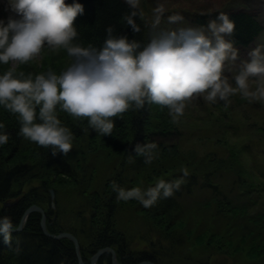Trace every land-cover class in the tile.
Masks as SVG:
<instances>
[{"label": "trees", "instance_id": "obj_1", "mask_svg": "<svg viewBox=\"0 0 264 264\" xmlns=\"http://www.w3.org/2000/svg\"><path fill=\"white\" fill-rule=\"evenodd\" d=\"M65 2L71 4L74 0ZM79 3L83 5L84 11L77 14L73 24L78 33L75 39L84 46L101 49L110 34L117 37L127 36L129 40L140 42L141 47L151 40L143 11L133 6L134 4H130L129 1L79 0ZM133 11L136 12L133 19L140 26L139 31H134L132 25L127 23L126 17ZM221 12L228 14L229 18L234 21L233 32L225 34V37L233 42L234 47L243 49L250 47L264 31V22L261 18L244 8L197 15L196 22L201 27H207L209 22L216 20ZM55 61L40 68L30 60L21 63L15 69V74L23 72L25 75L31 73L35 76L49 69L59 74L71 63L64 60ZM9 68H11L9 62L0 63V73ZM162 109H164L163 105L146 102L142 108L131 107L119 116L112 117L115 120L113 134L121 127L124 132L121 141H115L111 138L106 139L104 135L90 128L86 117H73L58 107V116L62 124L74 134L73 148L67 154L62 152L53 154L51 147L46 148L19 135L20 121L17 114L0 106V121L5 123L4 130L9 133L8 142L0 146V216L9 215L18 227L29 207L37 205L46 210L48 206L46 210L48 230L55 234L68 232L76 236L80 240L85 264H90V259L100 249L106 247L114 248L117 260L121 264H136L144 260L154 262L153 259L159 258V253L164 249L174 252L179 251L177 249L179 247L187 251L185 249L189 245L186 241L188 236L185 233H172V228L169 227L165 228L164 234L158 232L162 236L152 229L151 244L144 245L138 250L136 247L135 250L132 249L133 242L128 240L126 233L124 230L121 231L119 226V217L123 215L120 206L125 205L124 202L121 203L122 200L117 199V194L112 189L113 180L126 188L135 185L146 188L154 185L159 179L175 180L183 176L184 163H176L175 155L168 153L170 150L180 152L179 146L171 144L164 146L166 145L164 142L157 144L158 148L155 150L157 156L150 163L145 162L144 156L132 151L136 143L150 142L153 135L169 138L173 129L170 128L171 124L166 122L165 111L163 117ZM105 139L107 144L109 143L108 149L112 150L110 161L101 160L102 155L98 154V151L101 153L107 151L106 148H99V144ZM125 145H128L129 149L121 157V149H124ZM96 150L98 151L95 152ZM118 161L122 162L119 166L116 163ZM225 163L224 159L210 161L209 166L206 167L209 171L203 174H199L200 167L195 168V172H189L188 176L183 177L180 188L172 196L160 198L151 207H145L141 203L138 207H144L149 212L145 216L147 218L162 222L166 217L167 221H172L179 215L181 203L203 204L207 196L208 200L213 199L209 201L221 204L222 211L224 208L227 210L229 206L237 205V209L234 211L231 209V213L241 214V218L234 221L231 227L236 229L238 223L242 226L240 233L236 232L235 237L244 233L243 235L249 239L250 243L264 242V217L260 215L250 217L244 204L252 190L245 193V188H242L244 192H239V189L246 185L245 176L239 171L247 168L239 161L229 166ZM171 168H176V171L170 176L169 174L163 176L164 171ZM230 168L234 171V179L238 177V180L233 182L238 185L237 196L231 195L230 189L226 191L220 183V179L225 177V174L220 172L223 169L228 171ZM239 174L244 177L242 175L240 177ZM60 176H65L75 183L82 201L77 210L78 225L67 230H61L60 227L59 230L56 229L59 214L53 212L49 193V190L53 189L57 199V191L51 187L52 178ZM198 194H201L199 198H195ZM239 199H243V203ZM8 201L13 204L5 208L4 203ZM133 201L137 202L135 199L128 200L130 206L134 204L131 203ZM134 214L135 210L131 211L132 217ZM40 224L41 214L33 212L28 216L23 229L12 233L11 243H5L3 237H0V264H78L73 242L68 238L55 240L45 236ZM78 233L84 236L82 241ZM85 241L87 245L84 244ZM154 243L161 245L162 249L159 247V251L154 252L155 247H152ZM226 259L231 260L233 257L227 255ZM97 264H112L111 254L108 252L101 256Z\"/></svg>", "mask_w": 264, "mask_h": 264}, {"label": "clouds", "instance_id": "obj_2", "mask_svg": "<svg viewBox=\"0 0 264 264\" xmlns=\"http://www.w3.org/2000/svg\"><path fill=\"white\" fill-rule=\"evenodd\" d=\"M133 5V0H129ZM134 6V5H133ZM10 14L0 18V63H26L40 55L45 47L67 51L72 62L59 74L52 69L38 74H15V68L0 73V106L17 114L19 135L46 148L53 154H67L73 148V132L58 116V107L73 117H86L90 128L100 135L112 134L117 117L131 107L142 108L146 102L167 106L172 120L184 115L187 101L204 94L206 101L230 103L239 92L250 100H264V50L252 49L234 76L235 86L224 74L225 62L235 60L238 49L225 38L235 24L221 12L202 28L179 27L153 37L141 47L127 36L109 35L101 49L76 41L73 24L84 7L79 0H7ZM126 17L134 31L140 26ZM157 18V22H158ZM180 14L168 17L170 23L182 20ZM111 33V28L109 29ZM255 81L256 87H251ZM6 125L0 121V146L9 140ZM155 142L136 143L132 149L146 163L156 158ZM183 176L175 180L159 179L146 188H126L113 180L112 189L119 200L139 201L153 206L160 198L178 190ZM9 215L0 216V237L11 243L16 231Z\"/></svg>", "mask_w": 264, "mask_h": 264}, {"label": "rangeland", "instance_id": "obj_3", "mask_svg": "<svg viewBox=\"0 0 264 264\" xmlns=\"http://www.w3.org/2000/svg\"><path fill=\"white\" fill-rule=\"evenodd\" d=\"M133 4L143 11L151 39L165 31L188 26L202 28L210 34L208 26L201 27L196 22V16L227 9L244 8L256 14L264 22V0H133ZM9 14L7 0H0V18H6ZM173 14H180L183 19L170 23L168 17ZM157 18H159L158 22ZM256 47L264 50V31L250 47L245 49L235 47L238 49L237 58L225 62L224 74L234 86V76L240 71L243 61L250 59L249 53ZM66 56L69 55L64 49L55 52L45 47L42 53L31 62L40 68L55 60L72 62ZM9 63L10 67L15 69L21 64L12 61ZM64 66H66L65 63ZM62 68L61 65L60 69ZM251 87L253 89L256 87L254 80L251 82ZM161 111L163 117L164 111L167 114L166 122L171 124L169 125L173 130L168 139L153 135L150 142L156 144L164 142L166 144L164 146L168 144L179 146L180 152L170 150L168 153L175 155L176 163H184V167H187L189 172H195V168L198 167H200L199 174L208 172L209 169H206L209 166L208 163L215 159L226 160V166L236 164L237 161L241 162L247 169L238 170L245 177L242 174L239 176L242 175L245 178L246 185H243L239 192H244L242 188H245V193L252 190L251 195L249 194L245 199V207L250 217L257 215L264 217V100H250L237 92L230 97V103L222 100L211 103L205 100L204 94H196L187 101L184 115L178 121L172 120L167 106H164ZM115 132L104 136L106 139L121 141L124 135L122 127ZM106 139L101 141L99 148H106L107 151L101 153L96 150L95 152L98 151V154L102 155L101 160L110 161L112 150L108 149L109 143L107 144ZM128 149V145L121 149V157L127 153ZM116 163L118 166L122 164L120 161ZM226 170L223 169L220 172L225 174V177L220 179V183L226 191L230 189V194L234 196L238 191V185L233 182H236L238 177L234 179L233 169ZM174 171L176 168L164 171L163 176L168 174L170 176ZM52 180L51 187L56 189L58 194L57 199L56 197L54 199L55 209H53L54 213L59 214L56 229L59 230V227L61 230L72 229L78 225L77 210L82 204L77 186L65 176L54 177ZM200 195L198 194L195 198H199ZM205 199L206 202L204 201L203 204L181 203L179 215L172 221H167L165 217L162 222L145 217L149 212L144 207H138L139 201L131 202L134 204L130 206L128 201L120 200L125 206H120L123 215L119 217V226L121 231L124 230L126 233L128 240L133 242L131 248L134 250L135 247L138 250L144 245L151 244L152 229L157 234L158 232L164 234L165 228L169 227L172 228V233H185L188 236L186 241L189 245L185 249L187 251L179 247L177 248L179 251L174 252L164 249L159 253V258L153 259L154 264H264V242L250 243L249 239L243 235L244 233L235 237L236 232L240 233L242 226L238 223V226L235 224L236 229L231 227L234 221L241 218V214L231 213L237 209V205L229 206L230 208L227 210L224 208L222 211L221 204L209 201L213 199L208 200L207 196ZM239 200L243 203V199ZM47 209L48 206H46ZM134 210L135 214L132 217L130 214ZM161 233L160 236H162ZM77 235L81 241L84 239L82 234ZM78 242L80 244V240ZM84 244L87 245V241ZM152 247H155L154 252H158L159 247L162 249V246L156 243ZM80 255L83 258L81 244ZM227 255L233 259H226Z\"/></svg>", "mask_w": 264, "mask_h": 264}, {"label": "water", "instance_id": "obj_4", "mask_svg": "<svg viewBox=\"0 0 264 264\" xmlns=\"http://www.w3.org/2000/svg\"><path fill=\"white\" fill-rule=\"evenodd\" d=\"M49 193H50V199H51V207H52V209H55V203H54L55 192H54L53 189H50L49 190ZM12 204L13 203H4V207L5 208L6 207H9ZM36 211L41 214V224H40V226H41V230L44 233V235L47 236V237H49V238L55 239V240H59L61 238H68V239H70L73 242L74 247H75V253H76L77 260H78V264H85L82 256L80 255V244L78 242V239L73 234L68 233V232H61V233H58V234L51 233L48 230V227H47V214H46V211L42 207H39L37 205H32L31 207H29L25 211L24 215L22 216V218H21V220L19 222V226L16 229V231L21 230V228L23 227V225H24L25 221L27 220L28 216L31 213L36 212ZM16 231H14V232H16ZM108 252L111 254V262H112V264H121L117 260V256H116V252H115L114 248H111V247H106V248L100 249L91 258L90 264H97V262L99 261V259L101 258V256H103L104 254H106ZM137 264H154V263L148 262V261H144V262H139Z\"/></svg>", "mask_w": 264, "mask_h": 264}]
</instances>
